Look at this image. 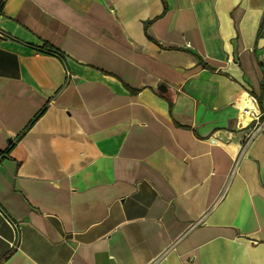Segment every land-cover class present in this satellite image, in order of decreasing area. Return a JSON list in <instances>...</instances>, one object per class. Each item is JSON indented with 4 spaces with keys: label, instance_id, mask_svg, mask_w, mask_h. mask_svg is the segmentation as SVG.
Here are the masks:
<instances>
[{
    "label": "crops",
    "instance_id": "1",
    "mask_svg": "<svg viewBox=\"0 0 264 264\" xmlns=\"http://www.w3.org/2000/svg\"><path fill=\"white\" fill-rule=\"evenodd\" d=\"M0 1V264H264V0Z\"/></svg>",
    "mask_w": 264,
    "mask_h": 264
},
{
    "label": "built area",
    "instance_id": "2",
    "mask_svg": "<svg viewBox=\"0 0 264 264\" xmlns=\"http://www.w3.org/2000/svg\"><path fill=\"white\" fill-rule=\"evenodd\" d=\"M240 114L248 118L249 123H254L252 131L249 133L247 140L249 141L255 134L264 129V112H254L249 107H243Z\"/></svg>",
    "mask_w": 264,
    "mask_h": 264
},
{
    "label": "trees",
    "instance_id": "3",
    "mask_svg": "<svg viewBox=\"0 0 264 264\" xmlns=\"http://www.w3.org/2000/svg\"><path fill=\"white\" fill-rule=\"evenodd\" d=\"M2 4H3V1H0V9L2 7ZM40 50L41 51H46V52H51V51L53 52L54 51L53 49H48V48L45 49L43 46H42V48ZM168 103L171 106L172 100L171 99H168Z\"/></svg>",
    "mask_w": 264,
    "mask_h": 264
},
{
    "label": "water",
    "instance_id": "4",
    "mask_svg": "<svg viewBox=\"0 0 264 264\" xmlns=\"http://www.w3.org/2000/svg\"><path fill=\"white\" fill-rule=\"evenodd\" d=\"M158 90H159L160 92H166V87H165L164 85H159V86H158Z\"/></svg>",
    "mask_w": 264,
    "mask_h": 264
}]
</instances>
